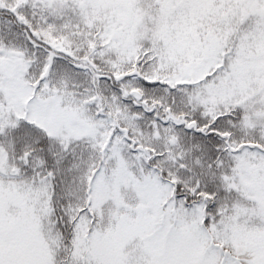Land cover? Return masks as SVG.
<instances>
[{
  "label": "snow or ice",
  "instance_id": "6c2138e0",
  "mask_svg": "<svg viewBox=\"0 0 264 264\" xmlns=\"http://www.w3.org/2000/svg\"><path fill=\"white\" fill-rule=\"evenodd\" d=\"M0 264H264V0H0Z\"/></svg>",
  "mask_w": 264,
  "mask_h": 264
}]
</instances>
